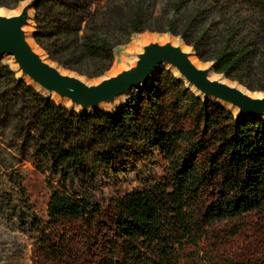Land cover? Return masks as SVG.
<instances>
[{"label":"trees","instance_id":"1","mask_svg":"<svg viewBox=\"0 0 264 264\" xmlns=\"http://www.w3.org/2000/svg\"><path fill=\"white\" fill-rule=\"evenodd\" d=\"M155 2L37 0L34 38L65 68L100 76L124 35L155 29L147 9ZM173 5L184 6L183 18H168L167 31L216 73L264 91V0ZM158 156L162 177L144 176ZM129 158L142 165L141 187L108 196L103 184ZM24 162L50 191L47 216L34 208ZM0 185V219L35 239L44 258L36 264H236L218 247L248 215L264 214V117H237L166 68L117 111L80 112L0 59ZM65 219L98 229L105 251L96 262L62 228Z\"/></svg>","mask_w":264,"mask_h":264},{"label":"rangeland","instance_id":"2","mask_svg":"<svg viewBox=\"0 0 264 264\" xmlns=\"http://www.w3.org/2000/svg\"><path fill=\"white\" fill-rule=\"evenodd\" d=\"M37 0H21L12 4L11 0H0V9L3 12L11 13L15 16L21 13L23 8H26L27 20L22 26V31L29 45L34 49L36 47L53 63L57 64L63 70L76 74L89 82L97 83L104 76H114L119 72L129 69L138 62L141 55L144 54L147 48L151 45H165L169 43L168 38H175L182 42L185 47L193 52V58L201 65L213 64V61H203L197 55L193 46L188 45L180 35H174L167 31L168 18H179L182 20L184 13V6L178 11L174 9V3L178 0H156L155 6H148V12H154L158 21L153 24L155 29H146L142 32H135L130 35H124L120 44L115 47L114 61L104 74L100 76H88L80 74L76 70L65 68L58 61L53 60L45 49H43L35 40L34 32L36 31V9L35 4ZM198 1V0H197ZM198 3V2H196ZM204 8L203 3L199 4ZM192 6V2H190ZM218 20L217 15L214 16ZM214 22L209 19L207 23ZM181 24V23H180ZM3 61L9 63L15 69L14 64L7 56L0 57ZM85 70L92 71V67H84ZM166 68L162 66L161 69ZM160 69V70H161ZM168 69V68H166ZM222 76L220 73H216ZM234 81V80H233ZM235 82V81H234ZM236 81L235 83H237ZM241 84V83H240ZM249 93L253 95L264 94V91L250 90L245 85L241 84ZM146 85L129 91L126 95L128 99L135 91L144 89ZM232 87V86H231ZM235 88V87H234ZM239 91L243 90L236 88ZM251 96L250 94L246 93ZM262 95L259 98H263ZM235 116L239 117L234 113ZM8 159H11L8 156ZM26 175L25 184L35 210L42 216H47V204L50 198V191L47 188L44 177L41 173L36 171L30 163L24 162L18 164ZM166 162L161 156L157 157V162L154 165L141 167V173L146 177H162L164 173ZM137 166H142L133 158L125 160V165L122 167L119 177H114L111 181L103 184V189L108 196L116 194H123L135 188L141 187L138 180ZM3 186L0 185V193ZM62 228L68 229L76 240L83 246L85 254L90 257L92 262H96L98 256L104 254V246L102 245V238L98 235V229H89L80 222L65 219L61 221ZM228 231L234 228V224H229ZM96 236V237H95ZM89 239V240H88ZM85 240H88L86 242ZM218 253L226 258H231L236 264H264V214L252 213L248 215L244 222L239 226L238 232L229 238L218 247ZM43 256L38 251L35 239L29 234L21 232L15 224L10 220L0 219V264H36L37 261L43 260ZM49 261H53L50 259Z\"/></svg>","mask_w":264,"mask_h":264},{"label":"water","instance_id":"3","mask_svg":"<svg viewBox=\"0 0 264 264\" xmlns=\"http://www.w3.org/2000/svg\"><path fill=\"white\" fill-rule=\"evenodd\" d=\"M26 20L25 7L18 15L9 18L0 16V57L13 56L23 74H29L45 90L55 91L82 107L93 106L100 101H111L119 94L138 89L144 85L147 86L160 71V64L169 62L176 66L186 79L205 93L237 105L241 111L239 117H264V97L252 98L225 83L209 80L207 71L195 68L189 61L187 54L179 48L172 47L169 43L149 46L146 52L141 55L137 66L130 70L104 80L98 85H86L76 77L62 75L58 71V67H53L35 53L21 29ZM179 78L184 80L182 77ZM187 86L190 87L189 84ZM126 101L127 99L124 103ZM96 111L99 110L88 112Z\"/></svg>","mask_w":264,"mask_h":264},{"label":"bare ground","instance_id":"4","mask_svg":"<svg viewBox=\"0 0 264 264\" xmlns=\"http://www.w3.org/2000/svg\"><path fill=\"white\" fill-rule=\"evenodd\" d=\"M21 9H23V6L21 7ZM0 16L1 17H5V18H9V17H11L13 15H11V13L3 12L0 9ZM168 39L170 40L169 41V44L172 47L179 48L183 53H185V54L188 55L189 61L191 62V64L195 68H197L199 70H205V71H207V75H208L207 77H208L209 80H211V81H217V82H220V83H225L228 86H232V87H235V88H239V89L243 90L244 92L250 94L252 98H259L262 95H264V94H261V95H253V94L249 93V91H247V89H245L243 86H241V84L239 82L235 83L236 81L234 82V81L226 78L223 74H222V76L219 75V74H216V72L214 70V65L213 64L201 65V64L197 63L195 61V59L193 58V52L191 50L187 49L182 42L178 41L175 38L174 39L173 38H168ZM34 51L44 61L48 62L53 67H55V66L58 67L57 64H55L51 60H49L48 57L45 56L36 47H34ZM5 56H7L8 59L12 61V63L15 66V69L14 68L13 69L15 70L16 74L19 77H21V78L25 79L26 81H28L30 84H32L33 86H35L38 90H40L45 95H47V96H49L51 98H54L58 103L64 104V105H66V106H68L70 108L76 109V110H78L80 112H88V111H95V110H106V111H110V112H115L124 103V101L126 99V95L129 92V91H127V92H124L122 94H119L118 96H116L111 101H100V102L96 103L93 106L82 107L81 105L74 103L70 98H68V97H62L59 93H57L55 91L45 90L42 87V85L38 81H36L35 79H33L29 74H23L22 73V71L20 70L19 66L15 62L13 56H11V55H5ZM137 63H135V65L132 66L131 68L137 66ZM162 66H165L166 68L170 69L176 76L182 77L186 81V83L189 84V86L191 87V89L195 93H197L198 95H200L201 97H203V98H205L207 100L214 101V102H216V103H218L220 105H223L224 107L228 108L229 110H231L233 113H235L238 116L241 114L240 108L237 105H235L234 103H232L230 101H227L225 99H222V98H219V97H216V96H212L210 94L205 93L198 86H196L195 84L191 83L188 79H186L181 74V72L178 70V68L176 66H174L173 64H171L169 62H163V63L160 64L159 67H162ZM131 68L126 69V70H123V71L119 72L118 74H116L114 76H104L97 83L89 82V81H87V80H85L83 78L78 77V75H76V74H73V73H70V72H67V71L63 70L61 67H58V71L62 75H69V76H72V77H76V78L80 79L82 82H84L86 85L93 86V85H98L99 83H101L104 80H107V79L116 77L119 74H121L122 72L128 71ZM243 114H245V113H243Z\"/></svg>","mask_w":264,"mask_h":264}]
</instances>
